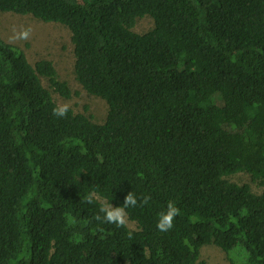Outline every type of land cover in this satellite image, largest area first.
Listing matches in <instances>:
<instances>
[{
    "label": "trees",
    "instance_id": "trees-1",
    "mask_svg": "<svg viewBox=\"0 0 264 264\" xmlns=\"http://www.w3.org/2000/svg\"><path fill=\"white\" fill-rule=\"evenodd\" d=\"M0 12L67 26L77 81L109 106L102 124L57 118L52 90L70 99L68 82L0 37V264H206L212 244L264 264V190L228 180L264 188V0H0ZM130 192L151 196L127 210L137 229L94 219L96 196L122 206ZM169 201L181 214L160 232Z\"/></svg>",
    "mask_w": 264,
    "mask_h": 264
},
{
    "label": "rangeland",
    "instance_id": "rangeland-1",
    "mask_svg": "<svg viewBox=\"0 0 264 264\" xmlns=\"http://www.w3.org/2000/svg\"><path fill=\"white\" fill-rule=\"evenodd\" d=\"M154 26V19L148 15L137 21L134 31L138 34H145L151 31ZM22 28H31V37L28 40L11 39L14 35V29L19 31ZM0 37L24 50L33 65L42 59L54 63L59 79L68 82L73 93L70 99H64L52 90L53 98L58 105L69 104L76 113L91 116L97 124L106 121L109 112L107 102L102 98L90 95L76 79L72 33L67 26L59 23H46L31 15L23 16L13 12H0ZM43 83L50 88L46 78H43ZM228 180L239 185L247 184L256 194H261L264 190L247 173L235 174L228 177ZM96 198L104 205L109 204L107 200L99 196ZM127 225L131 229H137L138 226L130 219ZM227 254L232 257L236 264H246V256L242 252L236 249V251L227 253L213 244L203 247L201 260L206 264H232Z\"/></svg>",
    "mask_w": 264,
    "mask_h": 264
},
{
    "label": "clouds",
    "instance_id": "clouds-1",
    "mask_svg": "<svg viewBox=\"0 0 264 264\" xmlns=\"http://www.w3.org/2000/svg\"><path fill=\"white\" fill-rule=\"evenodd\" d=\"M31 28H22V30H15L14 35L11 37L13 40H28L31 37ZM71 106L69 104H59L53 108V115L57 118H66L68 116ZM151 201L150 195H143L137 197L134 192H130L125 197L122 206H113L107 204L100 208V212L103 216L97 215L94 217L97 221L116 225L117 227H125L129 222L128 209L136 207L147 206ZM91 203L89 199L87 201ZM181 214L180 208L174 201H169L166 206V210L161 212L158 217L156 228L160 232H168L174 228L175 219Z\"/></svg>",
    "mask_w": 264,
    "mask_h": 264
}]
</instances>
